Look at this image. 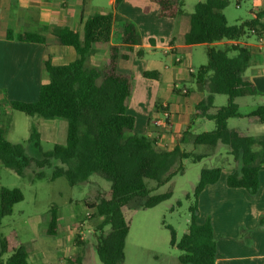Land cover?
I'll return each instance as SVG.
<instances>
[{
	"label": "trees",
	"instance_id": "obj_1",
	"mask_svg": "<svg viewBox=\"0 0 264 264\" xmlns=\"http://www.w3.org/2000/svg\"><path fill=\"white\" fill-rule=\"evenodd\" d=\"M120 0H116L117 4ZM159 6L160 17L179 18L183 0H152ZM230 0H199L193 11L186 15L187 28L182 31L185 44H206L205 64L194 74L198 88L206 92L205 98L195 105V116L211 120V130L192 134L183 132L179 142H190L194 147L204 146L207 150L222 144L239 167L227 175L226 185L244 188L250 195L258 190V171L264 167V137L243 135L227 127V120L244 117L252 123H264V104L257 105L247 114H241L235 98L255 95L257 91L243 73L249 66L251 50L236 42L243 36L257 34L264 25L259 21L264 14L259 11L253 18H245L229 24L223 9ZM120 28V42L110 44L114 24ZM81 33L69 27L52 32L55 42L70 46L76 57L64 64H53L49 57L43 62L48 81L41 84L37 98L31 102L7 100L10 109L28 116L66 121L64 144H54L43 156L32 158L26 155L23 142L12 143L5 137L0 116V163L24 176L26 169L34 165L37 169L50 166L57 160L51 178L64 177L68 184L86 183L91 175H98L109 182L108 195L93 204L94 215L101 218L96 226L95 252L101 264H120L124 257L128 223L125 209L151 208L169 198L170 192L151 194L146 179L155 181L156 186L167 183L176 174L184 172V159L200 161L207 154L185 151L175 145L171 149L160 147L153 137L131 133L134 118L128 113L133 71L131 55L133 46L140 44L136 25L112 12H96L81 21ZM7 35L17 40L44 43L45 37L37 32L24 31ZM226 40L220 47L212 43ZM94 46L106 48V56L100 65L88 64L87 59ZM137 55H141L140 49ZM156 71H144L147 78L156 76ZM225 95L224 104L215 106L214 95ZM158 105V104H156ZM1 106V102H0ZM27 142L40 149L37 126L30 127ZM221 166L202 168L192 192L187 228L176 242L171 229L170 245L179 251L181 264H214L216 242L209 219L197 222V200L202 189L218 180ZM36 178H44L42 171L34 172ZM23 199L19 188H0V219L11 214L13 205ZM264 222L261 216L259 224ZM59 224L55 205L49 208L46 234L54 236ZM105 227L108 231L105 233ZM7 254L0 264H29L28 253L18 234L12 230L0 235V257ZM67 264H81V258H67Z\"/></svg>",
	"mask_w": 264,
	"mask_h": 264
},
{
	"label": "crops",
	"instance_id": "obj_2",
	"mask_svg": "<svg viewBox=\"0 0 264 264\" xmlns=\"http://www.w3.org/2000/svg\"><path fill=\"white\" fill-rule=\"evenodd\" d=\"M115 1L108 0L110 10H104L94 0H0V98L34 101L40 85L48 81L43 68L45 58L49 57L53 64H64L76 57L72 47L55 42L52 35L54 30L69 27L81 33L82 19L96 12H112L132 21L137 27L141 42L133 46L131 55L133 81L127 107L128 113L134 118L131 133L153 137L160 147L167 149L175 145L185 151L200 149L198 154H208L206 157H213L214 160L213 153L217 152L218 146L219 149L224 148L226 157L231 158L234 165L228 161L225 173V168L219 165L221 173L218 180L206 185L199 193L196 220L198 223H203L206 219L211 222L216 242L214 264H264V222L259 224L261 216L264 215V167L258 171V190L256 194L250 195L244 188L226 185L227 175L239 167V162L233 160L227 146L218 144L207 152L204 146L194 147L188 141L179 142L183 132L195 134L192 131L194 126L211 121L195 116V105L205 98L206 92L196 85L192 74L197 68L191 67L192 49L201 45L206 51L207 45H188L183 42L181 33L187 28L186 13L179 18L160 17L159 6L152 0H120L117 4ZM255 3L248 18L255 17L259 11L264 12V0H255ZM259 21L264 25V14ZM7 30L13 34L37 32L45 37V41L37 43L17 40L13 35H7ZM120 37V28L115 23L109 43H119ZM243 37L236 42L247 45L252 53L249 66L243 75L257 91L255 95L235 98L238 111L244 115L257 105L264 104V29L255 34L253 41ZM225 42L227 41L221 40L212 45L220 47ZM139 49L140 56L137 55ZM94 50L103 51V63L106 48L94 46ZM157 51L166 60L162 61ZM144 71H156L157 74L147 78L143 75ZM187 80L195 85L182 83L181 87H177L174 83ZM171 84L172 89L169 87ZM170 89L177 98L171 96ZM215 96L213 104L219 106L215 103ZM162 105H166L171 112L169 130L151 124L153 117L160 116ZM58 120L39 123L27 120V138L30 127L34 124L37 126L39 139L55 140L57 133L65 127ZM230 122L233 124L228 126ZM226 123L228 128L243 135L264 137V123H252L244 117L229 118ZM5 137L7 138L6 133Z\"/></svg>",
	"mask_w": 264,
	"mask_h": 264
},
{
	"label": "rangeland",
	"instance_id": "obj_3",
	"mask_svg": "<svg viewBox=\"0 0 264 264\" xmlns=\"http://www.w3.org/2000/svg\"><path fill=\"white\" fill-rule=\"evenodd\" d=\"M199 0H183L182 11L189 14L193 11L195 3ZM94 3L104 10H110L108 0H94ZM255 0H230L223 9V14L229 24L239 23L250 17V11L254 10ZM253 41L255 34L243 37ZM100 51V52H98ZM193 69L206 63L207 57L204 46H196L192 49ZM158 57L164 61L166 58L157 51ZM103 51L94 50L87 59L88 64L101 63ZM177 87L191 84L175 81ZM171 89L173 84L169 86ZM170 89L173 98L177 95ZM225 95H216L215 103L222 105L226 102ZM0 116L6 136L13 143L23 142L27 156L40 159L46 151H49L53 143H63L66 132V121L59 119L64 124V130L57 133L55 140L40 138V149H36L32 142H27V120L39 123L48 122L37 116H28L20 111L10 109L7 100L0 98ZM231 126L233 123H228ZM214 127L212 121H205L196 125L192 131L199 133L211 130ZM222 147H224L222 145ZM192 151V150H190ZM207 152H210L206 149ZM198 154L200 149H193ZM208 155V154H207ZM213 157H205L200 161L192 162L184 159V172L174 175L170 181L160 186L155 185L152 179H146V186L151 194L170 192L169 198L161 201L151 208L125 209L124 216L128 223V233L125 240L124 257L120 264H181L178 262L180 251L170 245L171 229L174 231L177 242L187 228L189 219V206L193 201V188L197 183L199 172L202 168L221 165L225 168L231 158L226 157L225 149H219ZM218 161V162H217ZM50 166L37 169L29 166L24 176H19L11 169L0 163V188H19L23 193V199L13 205L12 212L0 219V235L4 236L14 230L24 243L28 252L29 264H60L66 263L67 258L80 257L82 264H101L96 252V226L101 218L94 215L93 209L86 204H93L101 197L108 195L109 182L98 175H91L86 183L70 185L64 177L51 178V172L55 166H62L59 161L52 159ZM42 171L44 178H36L34 172ZM55 205L59 215V229L56 234L49 237L46 234L49 208ZM108 228L105 227L106 233ZM7 254L0 258L5 259Z\"/></svg>",
	"mask_w": 264,
	"mask_h": 264
},
{
	"label": "built area",
	"instance_id": "obj_4",
	"mask_svg": "<svg viewBox=\"0 0 264 264\" xmlns=\"http://www.w3.org/2000/svg\"><path fill=\"white\" fill-rule=\"evenodd\" d=\"M151 124L161 129L169 130L171 128V112L166 105H162L160 116L153 117L151 119Z\"/></svg>",
	"mask_w": 264,
	"mask_h": 264
}]
</instances>
